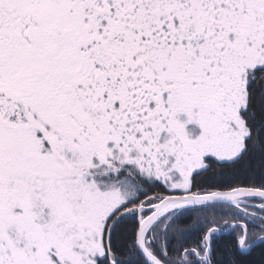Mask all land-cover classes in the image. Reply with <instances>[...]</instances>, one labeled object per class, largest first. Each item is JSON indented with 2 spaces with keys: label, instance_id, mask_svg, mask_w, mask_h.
<instances>
[{
  "label": "snow or ice",
  "instance_id": "6c2138e0",
  "mask_svg": "<svg viewBox=\"0 0 264 264\" xmlns=\"http://www.w3.org/2000/svg\"><path fill=\"white\" fill-rule=\"evenodd\" d=\"M0 264H264V0H0Z\"/></svg>",
  "mask_w": 264,
  "mask_h": 264
}]
</instances>
